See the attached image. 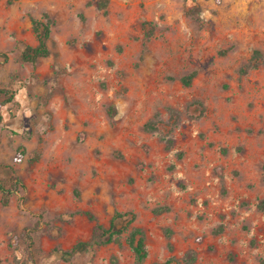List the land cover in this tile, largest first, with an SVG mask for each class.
Instances as JSON below:
<instances>
[{
	"label": "rangeland",
	"instance_id": "obj_1",
	"mask_svg": "<svg viewBox=\"0 0 264 264\" xmlns=\"http://www.w3.org/2000/svg\"><path fill=\"white\" fill-rule=\"evenodd\" d=\"M98 1L0 0V264H136L133 227L143 264H264V0ZM95 223L119 241L70 252Z\"/></svg>",
	"mask_w": 264,
	"mask_h": 264
},
{
	"label": "trees",
	"instance_id": "obj_2",
	"mask_svg": "<svg viewBox=\"0 0 264 264\" xmlns=\"http://www.w3.org/2000/svg\"><path fill=\"white\" fill-rule=\"evenodd\" d=\"M108 3V0H99L97 5L99 7H104ZM195 13L190 9L188 13L190 16H193L195 18H198L196 15V12L199 11L198 7H194ZM44 20H39V19H31L33 29L35 33L37 34V44L35 46H30V45H22V50L19 55V59L23 62H34L37 59L41 57H45L49 53V49L47 46V40L49 38V23L50 20L47 17L46 14L43 15ZM260 53L256 50L254 51L250 61L246 65L247 68H252L255 67L257 63V59L260 57ZM0 56L2 57L3 60H6V55L5 53H0ZM245 72V71H244ZM194 76V73H190L187 76L182 77L180 80L184 85H189L192 78ZM0 94L3 95V101L1 104H6L9 103L13 100L14 97V92L8 88L0 87ZM109 113L111 116L114 115L115 113V108L110 107L109 108ZM179 113L176 110L170 109V130L173 129V127L178 123L179 120ZM2 113L0 110V126L2 122ZM145 127L150 129V130H156L157 126L154 121H148L145 124ZM34 152H37L34 150ZM11 184L9 187H6L2 180L0 179V195H1V203L3 205H7L9 202L10 197L19 189L23 187V184L21 182V179L16 175L12 174L10 177ZM258 208L260 210L264 209V199H262L258 204ZM86 214L89 216L90 219H93V216L86 212ZM126 213H116L115 217H121L124 216ZM113 223H110L109 227H105L99 223H95L93 227V232H92V239L91 242H84L80 241L76 243L70 252L80 250L82 248H85L86 246H90L92 243L94 244H105V243H110V242H118L119 238L118 235L121 232L119 229H113ZM37 228V223L34 225V227H24L22 229V238L24 239V242L26 243V248L28 249V259H32L31 252H30V246L32 244L31 242V232L30 230H35ZM117 235V236H116ZM127 244L130 246V248L133 251L134 254V260L136 264H143L146 256H147V250L145 247V235L142 231V229L138 227H133L130 230V233L128 234L126 238ZM196 259V254L193 250L187 251L180 259L175 258V257H170L166 261L158 263V264H180V262L184 263H191ZM31 261V260H30ZM112 264H117V261L115 258H112L111 260ZM21 264H29L27 261L22 262Z\"/></svg>",
	"mask_w": 264,
	"mask_h": 264
}]
</instances>
